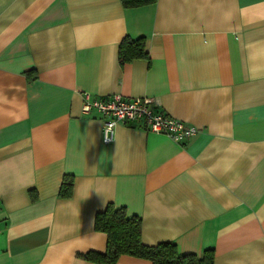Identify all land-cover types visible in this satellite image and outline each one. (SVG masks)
Masks as SVG:
<instances>
[{
    "label": "crops",
    "instance_id": "crops-1",
    "mask_svg": "<svg viewBox=\"0 0 264 264\" xmlns=\"http://www.w3.org/2000/svg\"><path fill=\"white\" fill-rule=\"evenodd\" d=\"M143 1L0 0V264H96L77 254L105 250L108 203L140 217L144 244L264 264V0ZM126 36L145 58L119 63ZM116 93L198 132L117 123L105 144L81 107Z\"/></svg>",
    "mask_w": 264,
    "mask_h": 264
},
{
    "label": "trees",
    "instance_id": "trees-1",
    "mask_svg": "<svg viewBox=\"0 0 264 264\" xmlns=\"http://www.w3.org/2000/svg\"><path fill=\"white\" fill-rule=\"evenodd\" d=\"M126 7L144 4L143 0H121ZM144 39L124 37L118 45L120 64L137 58H145ZM72 193V178L64 176L58 195L67 198ZM94 230L103 232L106 245L103 252L87 251L77 255L96 264H115L121 255L144 258L151 264H213V250H204L199 256L192 253L179 254L170 241L153 245L141 241V219L136 215L128 216L124 207L108 203L104 210L96 212L93 219Z\"/></svg>",
    "mask_w": 264,
    "mask_h": 264
},
{
    "label": "built area",
    "instance_id": "built-area-1",
    "mask_svg": "<svg viewBox=\"0 0 264 264\" xmlns=\"http://www.w3.org/2000/svg\"><path fill=\"white\" fill-rule=\"evenodd\" d=\"M81 111L86 114L97 111L100 114L102 142L105 144L113 141L114 126L117 123L141 122L146 131L164 134L175 142L190 139L198 132L195 126L157 109L153 99L149 97L126 98L116 93L105 98L92 99L84 94Z\"/></svg>",
    "mask_w": 264,
    "mask_h": 264
}]
</instances>
